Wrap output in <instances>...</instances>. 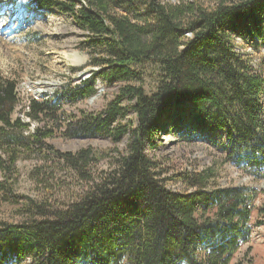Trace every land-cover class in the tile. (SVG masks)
Returning a JSON list of instances; mask_svg holds the SVG:
<instances>
[{"label": "trees", "instance_id": "1", "mask_svg": "<svg viewBox=\"0 0 264 264\" xmlns=\"http://www.w3.org/2000/svg\"><path fill=\"white\" fill-rule=\"evenodd\" d=\"M32 2L73 21L88 66L97 70L51 97L31 99L28 122L16 116L18 82L0 74V191L12 196L18 163L45 155L77 175L87 192L53 213L46 212L49 202L35 204L41 220L0 221V264H231L252 241L257 192L209 189L213 169L184 175L186 192H172L146 149L159 148L165 119L186 140L223 132L227 161L264 179V58L255 68L232 44L239 36L264 47V0ZM99 80L120 84L114 99L101 112L68 115L67 108L97 95ZM58 133L107 138L113 148L62 153L46 143ZM106 159L96 183L92 169ZM256 225H264V215Z\"/></svg>", "mask_w": 264, "mask_h": 264}, {"label": "rangeland", "instance_id": "2", "mask_svg": "<svg viewBox=\"0 0 264 264\" xmlns=\"http://www.w3.org/2000/svg\"><path fill=\"white\" fill-rule=\"evenodd\" d=\"M33 0H0V74L18 82L20 103L16 116L25 117L26 106L31 99L51 97L61 86L70 81L87 79L97 68L89 67V57L81 50L83 33L66 15L57 11L39 10L31 7ZM175 2L178 0H165ZM235 50L245 55L251 65L258 68L264 58V47L259 42L245 41L239 36L232 37ZM74 69H82L75 71ZM147 92L154 89L152 80L147 83ZM97 95L74 107L67 108L68 115L80 111L98 113L105 109L119 91L120 84L105 85L101 80L96 84ZM42 88V94L35 88ZM264 112V97L262 101ZM67 115L63 118V120ZM133 118V117H132ZM135 120V119H134ZM38 124H32V129ZM170 121L163 120L156 145L148 147L146 155L158 163L163 170V183L172 192H186L183 177L213 169L216 177L211 180L209 189L244 186L257 192L252 217V241L242 247L231 264H264V225L257 227L264 215V179H259L227 161L228 146L223 132L218 134L198 133L192 140H186L170 131ZM127 137L118 145L126 152ZM48 145L57 151L76 153L82 149L94 148L109 151L113 148L107 138L68 140L58 133L47 140ZM106 159L93 168L95 182L107 169ZM18 179L14 183L12 196L0 191V221L9 224H22L41 220L35 204L50 205L47 211H61L67 205L78 202L87 192L77 175L54 157L42 155L40 159L20 161L17 165ZM36 170H39L36 172ZM40 170H44L43 173ZM0 181L3 178L0 177ZM51 193H48V186ZM47 197L50 198L47 201ZM31 200V201H30ZM26 261L23 264H28Z\"/></svg>", "mask_w": 264, "mask_h": 264}, {"label": "bare ground", "instance_id": "3", "mask_svg": "<svg viewBox=\"0 0 264 264\" xmlns=\"http://www.w3.org/2000/svg\"><path fill=\"white\" fill-rule=\"evenodd\" d=\"M35 88V91H36V93H39V94H42L43 92V90H42V88H38V87H34Z\"/></svg>", "mask_w": 264, "mask_h": 264}]
</instances>
